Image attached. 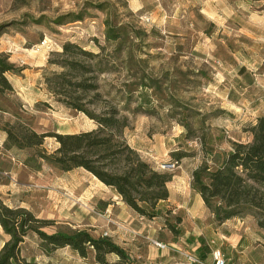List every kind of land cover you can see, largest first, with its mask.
Returning <instances> with one entry per match:
<instances>
[{
	"label": "rangeland",
	"instance_id": "rangeland-1",
	"mask_svg": "<svg viewBox=\"0 0 264 264\" xmlns=\"http://www.w3.org/2000/svg\"><path fill=\"white\" fill-rule=\"evenodd\" d=\"M245 3L256 11L264 8V0ZM211 4L220 6L206 0H0V26L5 27L0 41L12 40L15 57L10 60L9 56V61L17 67L16 74L8 76L15 94L0 97V132L7 139L3 131L7 123L21 124L37 133L64 135L97 129V124L83 113L58 102L45 84L47 76L61 71L49 62L58 59L65 43H74L100 54L98 61L106 70L94 76L99 90L98 94L87 95L86 109L99 115L117 111L119 123L112 134L137 151L142 160L174 175L179 171L170 156L174 151H185L192 155L189 158L197 157L200 164L221 161L233 143L252 141L250 128L264 117V97L254 94L255 99H262L254 104L252 100L244 102L242 96L239 103L241 94L233 91V98L229 92L235 89L242 93L245 87L240 80H233L235 73L229 70L234 68L229 53L235 46L201 14ZM254 90L264 93L262 86ZM26 101L33 102L32 109ZM255 108L259 111H251ZM58 147L51 137L38 148L6 150L3 145L15 164L7 155L10 164L0 159V183L15 190L6 204L24 208L38 219L54 221L43 229L48 234L81 230L97 237L103 234L104 225L113 226L112 216L101 203L79 202L73 192L75 183L62 177L68 172L39 158L40 152L50 155ZM175 211L169 207L153 218L143 217L144 222L165 225L166 231L158 230L156 236L145 232L141 237L133 235L132 241L120 247L129 263L116 254L107 256V262L163 261L161 254L167 252L157 250L144 237L166 244L176 242L174 237L183 231L175 227ZM244 220L242 233L248 232L252 243L263 237L251 215ZM122 227L125 230L121 231L130 234L127 227ZM207 236L214 239L211 248L221 247L218 236ZM7 239L0 227V250ZM202 239L196 243L201 244L195 254L211 262V248ZM192 242L185 240L188 245ZM221 248L232 256L229 248ZM226 254L227 264H238L236 258ZM22 257L39 264H100L91 248L85 258L69 247L44 255L38 237L32 233L22 245Z\"/></svg>",
	"mask_w": 264,
	"mask_h": 264
},
{
	"label": "trees",
	"instance_id": "trees-1",
	"mask_svg": "<svg viewBox=\"0 0 264 264\" xmlns=\"http://www.w3.org/2000/svg\"><path fill=\"white\" fill-rule=\"evenodd\" d=\"M4 29L0 26V37L5 33ZM108 35L107 38L111 39V34ZM99 56L77 44L65 43L57 55L58 59L49 62L61 71L45 78L48 92L58 102L83 113L97 124V129L64 135L37 133L21 124L7 123L3 129L7 134L4 147L20 150L38 148L43 146L46 138H55L59 147L50 155L40 152L41 160L63 172L78 168L89 172L113 188L138 215L153 218L158 203L169 198L167 185L175 175L158 171L112 134L119 123L117 111L99 115L86 109L87 95L98 94L99 90L94 76L106 72L98 61ZM16 72L17 67L9 61V56L0 52V97L15 94L8 76ZM43 104L50 108L48 103ZM250 133V143H233L232 150L225 153L221 161H211L214 166L208 161L200 164L192 174L191 185L201 196L217 226L251 215L263 234L261 244L264 248V117L256 120ZM170 156L177 165L192 157L185 151H174ZM49 225H54V221L38 219L24 208H11L0 198V227L8 238L0 250V264H39L22 257V245L31 233L38 237L40 250L47 256L69 247L85 258L91 248L100 264H109L106 258L112 254L129 263L124 250L108 237H94L81 230H58L48 234L43 229Z\"/></svg>",
	"mask_w": 264,
	"mask_h": 264
},
{
	"label": "crops",
	"instance_id": "crops-1",
	"mask_svg": "<svg viewBox=\"0 0 264 264\" xmlns=\"http://www.w3.org/2000/svg\"><path fill=\"white\" fill-rule=\"evenodd\" d=\"M244 1L250 2V0ZM244 1L206 0L208 4H210V2H217L220 6H212V4L207 5L201 10V14L216 26L218 31L225 37V40H228L230 44L235 46L229 53L230 63L234 68H230L229 70H232V74L235 73V78L233 80H240L245 89L242 90V93L237 92L235 89L229 90L232 97H235L233 93V91H235L237 95L241 94V96L237 98V102L241 103L243 101L241 97L243 96L245 97L244 102L252 100L251 102L255 101L254 104H256L257 102L261 103L262 99H255L252 97L254 94H259L264 97V93H256L257 91L254 90V88H260L261 86L264 88V8L256 11L250 8ZM5 40H7V38ZM5 40L0 41V52L8 53L10 60H13L15 55L13 56V51H11L13 50L12 40ZM28 71L29 69L24 73ZM13 76L15 77L16 75ZM256 84H258L259 87H256ZM26 103L29 108L32 109L33 102L28 103L26 101ZM251 111L258 112L259 109L255 108V110L251 109ZM255 123L253 125H255ZM5 141V136L0 132V159L4 158L6 160V155L8 153L6 151L7 149L5 147L6 150L3 148ZM7 158L13 162L12 165L14 166V159L9 156ZM5 160L2 161L5 162ZM8 160L6 161L10 164ZM199 164L200 162L197 157L186 158L181 161L178 173L167 185L169 198L159 202L154 210L156 216L160 215L161 213L159 210L164 208L171 207L176 210L174 216L177 225L175 227L182 229L183 235L181 234L174 237L176 242L172 245L189 248L192 254L203 260L195 254V248L201 244L196 243L200 241L201 238H203L207 244L210 241H214V239L209 240L207 236L213 234L219 237L221 247L223 246L230 249L232 256L223 252L221 247L216 248H219L223 254L225 253L227 256L236 258L235 260L238 264H264V248L261 244L262 236L252 243V238L247 235L248 232L242 233L243 225L246 222L244 219L234 218L228 220L221 226H217L214 223V218L206 209L201 196L193 190L191 185L192 174ZM5 174L6 173H4V175ZM10 174L12 173L10 172ZM77 175L83 176L78 179L74 178V176ZM62 177L64 180H72V182L75 183L76 187L73 192L76 195L75 197H78L79 202L103 204L105 211L112 216L111 220L120 226L123 225L127 227L129 231L145 232V234H153L154 236L157 235L158 230L161 231V229H165L166 231L165 225H160V227H158L153 222H144L145 220H142L140 215L122 201L121 197L113 188L107 187L102 182L98 181L92 174L83 171V169H74L64 174ZM185 180H187L186 183ZM14 194L15 190L10 188V186H7L6 183H0V198L5 204L10 202ZM180 218L181 221H179ZM201 219L204 220L202 221ZM104 232H108L110 239L119 247H122L124 242L133 240L132 234H127L115 226L107 227V225H104L103 233ZM162 232H164V230H162ZM102 235L103 234H100L97 237ZM185 240H190V242L193 240L194 242L188 245L185 243ZM166 254L167 253L161 254L164 259L167 257ZM203 261L210 263L206 260ZM231 264H236V262H232Z\"/></svg>",
	"mask_w": 264,
	"mask_h": 264
},
{
	"label": "built area",
	"instance_id": "built-area-1",
	"mask_svg": "<svg viewBox=\"0 0 264 264\" xmlns=\"http://www.w3.org/2000/svg\"><path fill=\"white\" fill-rule=\"evenodd\" d=\"M142 220L143 217L141 218ZM111 225L119 228V229H124L122 226L116 223H111ZM125 230V229H124ZM127 231V230H126ZM130 232V234L135 235V237H141L142 233L140 232ZM109 234L108 232L103 233V237H108ZM147 241H149L157 250L159 251H166L167 252V257L162 260H148L145 262V264H227V261L225 259V256L222 254L221 250L219 248H211L215 242L210 241L208 243V246L211 248L212 252V261L210 263H207L198 257H196L194 254L191 253L188 248L185 247H177L172 244H166L159 242L155 239H151L148 236L144 237Z\"/></svg>",
	"mask_w": 264,
	"mask_h": 264
}]
</instances>
